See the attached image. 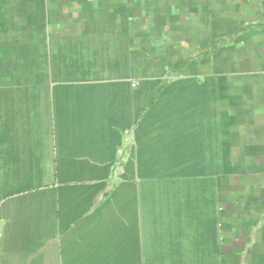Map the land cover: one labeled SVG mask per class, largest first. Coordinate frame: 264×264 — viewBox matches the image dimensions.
Listing matches in <instances>:
<instances>
[{"label":"crops","instance_id":"1","mask_svg":"<svg viewBox=\"0 0 264 264\" xmlns=\"http://www.w3.org/2000/svg\"><path fill=\"white\" fill-rule=\"evenodd\" d=\"M38 1L0 0V264H264V0Z\"/></svg>","mask_w":264,"mask_h":264},{"label":"rangeland","instance_id":"2","mask_svg":"<svg viewBox=\"0 0 264 264\" xmlns=\"http://www.w3.org/2000/svg\"><path fill=\"white\" fill-rule=\"evenodd\" d=\"M32 1L33 2H27V3H24V4H26V5H34V6H37V4H39V1L38 0H32ZM0 30H1V27H0ZM6 39H7V37H5V35L3 34V32L0 31V45L3 48H6L7 49L8 48V45H7V42L8 41L6 42ZM10 47H12V46H10ZM16 52H21V51H16ZM87 57H90V55L87 56ZM87 57L85 58V61L83 62V65L82 66H79V64H78L76 68H80V71L86 72L87 74L88 73H95V72H97V70H95V65H93V60H89ZM10 59H11V57H9V60ZM80 62H81V60L79 61V63ZM17 63H19V64H17V67L19 69H21L22 72H23L24 69H25V64H23V61L22 60H17ZM26 66L30 69V67L28 65H26ZM100 68H103V71L106 72L107 70H105V69H109V66H103V67H100ZM110 68L119 69L121 67L113 66V67H110ZM57 70H60V69H57ZM34 71L40 72L41 71V68L40 67H33V69L30 70V72H34ZM44 72H45V70H44ZM182 163H183V165L181 163H179V164H180V167L183 169V172H193L196 169V165L198 164V163H195L194 161H193V163H195V165H192V162H187V161L186 162H182Z\"/></svg>","mask_w":264,"mask_h":264}]
</instances>
